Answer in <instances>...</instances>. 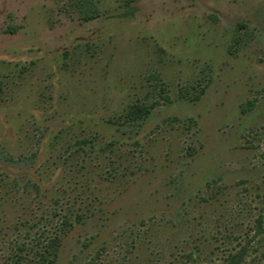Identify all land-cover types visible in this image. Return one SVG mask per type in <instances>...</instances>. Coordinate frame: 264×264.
<instances>
[{"label":"rangeland","instance_id":"obj_1","mask_svg":"<svg viewBox=\"0 0 264 264\" xmlns=\"http://www.w3.org/2000/svg\"><path fill=\"white\" fill-rule=\"evenodd\" d=\"M90 1L0 0V264H264V0Z\"/></svg>","mask_w":264,"mask_h":264},{"label":"trees","instance_id":"obj_2","mask_svg":"<svg viewBox=\"0 0 264 264\" xmlns=\"http://www.w3.org/2000/svg\"><path fill=\"white\" fill-rule=\"evenodd\" d=\"M84 2H86V4L88 3V4H90V3H92V1H90V0H84ZM90 17H92V15L91 14H87L86 16H85V19H88V18H90ZM131 110L133 111V110H136L134 113H131V115L133 116V117H137V116H139V115H145V114H147L148 112H149V109L147 108V107H140V106H132L131 107ZM28 159H31V157H29ZM4 161H7V162H9L10 164H18L20 161H16V160H13V159H11L9 156H6L4 159H3ZM35 187H37L36 186V184H35ZM58 240L55 238V239H52V240H50V243H58L57 242ZM243 258V253H241L239 256H236V255H232L231 257H230V261H233V263H235V264H238L239 263V261L241 260Z\"/></svg>","mask_w":264,"mask_h":264}]
</instances>
